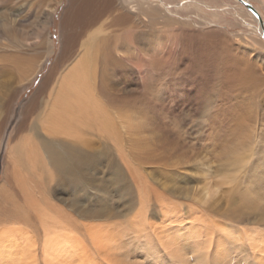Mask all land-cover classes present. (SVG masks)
<instances>
[{
  "label": "rangeland",
  "instance_id": "obj_1",
  "mask_svg": "<svg viewBox=\"0 0 264 264\" xmlns=\"http://www.w3.org/2000/svg\"><path fill=\"white\" fill-rule=\"evenodd\" d=\"M179 1L185 2L164 0L162 7H158L169 18L167 23L162 20L148 23L149 19L144 23V18L139 15L142 25L139 21L128 23L122 32L121 28L112 26L111 19L120 13L115 11L111 16H103L92 28L79 29L78 23L73 24L77 28V31H73L78 35L80 31L82 36L67 54L68 60L54 68L48 87L52 88L57 79L78 61L79 44L84 43L82 39L88 38L99 23L102 44L98 46L102 48L94 52L95 112L98 121L93 123L98 128L82 126L80 133L85 136L77 135L82 138L79 140L81 143L75 138L64 139L58 141L59 146L55 148L70 143L79 149H86L84 145L89 144L88 152L102 159H98L99 165L92 171V178L95 180L97 176L100 188L108 186L104 192L101 189L95 191V183L93 189L84 188V192L94 199V206L100 208L102 203L107 205L106 217L109 218L106 221L102 217L98 223L109 221L112 226L126 221L122 227L125 234L128 233L129 240L123 248H115L114 254L121 264H264V39L256 31V25L248 13L242 12L239 2L187 0L190 3L177 11L168 6ZM55 2L45 0L49 9ZM259 2L255 0L253 5L262 9L264 16V5ZM69 3L70 0H60L54 8L44 40L47 41L39 55L37 51L36 56L32 53L27 55L29 58L32 54L29 60L33 61L34 67L37 65L32 79L23 80L18 66H14L17 65L14 56L19 48L18 42L5 41L0 36V198L3 199L0 200V222L6 228H9L12 220L8 223L1 215L8 213L10 216L16 211L15 194L20 197L22 192L26 197L27 193H32L34 196L28 200L40 207L49 206V214L56 217L69 214V211L56 210L51 204L64 206L65 202L68 205L72 199L81 198H78V191L63 189L61 183L54 186L56 183L52 182V178L55 174L50 170L45 153L39 151L38 155L42 157L40 155V161L35 163L39 167L33 166L32 154L39 150L40 142L32 140L29 134L28 145L25 137L21 136L27 132L25 129L30 121L38 126L45 109L51 108V98L43 92L41 97L44 94L45 97L43 100L39 98L40 103L37 102V109L30 117V105L33 104L30 99H34L36 90L52 67L59 64L56 59L61 54L60 22ZM37 8V3H34L29 19L31 22ZM144 27V32L151 33L149 40L156 42V49L143 37H136L137 31H142ZM32 29L36 30L34 24ZM66 32L70 30L66 28ZM121 38L130 44L132 51L129 54L119 49ZM107 48L113 61L104 64L103 55L105 52L107 54ZM102 74L106 76L105 84ZM127 115L131 118L130 124L137 123L135 116L140 117L139 123L136 128L130 127L126 138L116 141L122 136L113 117L120 120ZM103 120L110 121V127L102 124ZM37 131L40 132L39 127ZM107 132H112V137ZM89 134H93L92 137ZM103 136L107 138L103 143L111 148L101 152ZM17 139L20 143L13 145L18 142ZM118 142L122 144L120 149L116 146ZM9 148H15L12 158L8 154ZM23 150H30V166L38 173L35 176L42 173L37 170L44 169L46 176L50 170L48 177L43 175V179H38L27 172L29 155ZM247 151L250 156L245 159L240 172H236L233 169L234 161L247 155ZM105 161L109 168L105 166ZM17 166L22 172L23 188H17V182L13 179ZM112 169L113 175L119 170L124 174L126 187L123 191L128 192L130 204H127L126 194L107 182V178L112 176ZM203 174H208L209 179L219 185L207 198L201 195ZM31 178L35 181H30L33 180ZM40 180L44 183L39 184ZM45 186L47 191L44 190ZM19 197V204L22 205ZM144 198L148 204L145 208L146 220L144 211L138 215L141 212L140 201ZM75 206L82 207L77 203ZM130 208L131 211L127 212ZM13 222L16 224V221ZM17 225L34 239L41 240L39 231L42 229L37 227V223L35 227L33 224L35 234L23 223ZM81 231V235L85 234V231ZM107 231L113 243L114 231L112 228ZM18 234L20 232H16ZM81 235L77 236L80 245L75 252L66 256L70 261L63 260V264L88 263L86 258L83 262V258L77 260V256L80 259L83 254ZM86 239L88 242L87 236ZM96 250L93 248V251ZM218 250L224 253L227 260H217L220 258L217 257ZM1 251L3 253L4 248ZM37 254L41 256L40 248L36 250V256L40 258ZM98 259L99 255L94 254L93 263L102 264ZM104 262L107 261L104 259Z\"/></svg>",
  "mask_w": 264,
  "mask_h": 264
},
{
  "label": "bare ground",
  "instance_id": "obj_2",
  "mask_svg": "<svg viewBox=\"0 0 264 264\" xmlns=\"http://www.w3.org/2000/svg\"><path fill=\"white\" fill-rule=\"evenodd\" d=\"M150 1L151 2H149V0H134V1H131V0H122V1L121 0H85V2H84V0H70V3L67 6V8L65 9L64 14H62L63 16H62V20L60 22L61 30H62L61 35H60V37H61V40H60L61 54L57 55V59H56V62H58L59 64L52 67L50 74L46 77V79L43 82H41L39 88L36 90V93L34 94V99H32V100L30 99V103L31 102L33 103L30 105V109H31L30 117L34 115V113L37 109V102L40 103L39 98H42V100H43V98L45 97V94H47V95L49 94V99L51 98V108L45 109V112H44L45 114L42 118V121L40 122V124L38 126L32 125L33 122L30 121V124L28 125V127L27 128L25 127L26 128L25 131H27V132L24 135H21L22 137H25L27 143L29 141L28 139L30 138V135H31L32 140H37L38 142H40V143H38L39 150L35 149L36 151H34L32 154L34 156V159L32 162V164H34L33 166L39 167V164L38 165L35 164L36 161H40L39 158L42 157L41 154H40L41 157H40V155H38L39 151L42 153H45L46 157L49 160V166L51 168L50 170L53 171V174H55V176L58 175V178H60L61 183H64L67 181L70 182L71 180H73L75 178V175L82 176L85 178L87 177L90 179V175H94V173L91 171L92 173L89 175V173L86 171V167H85L84 163L87 162L88 160L90 162L96 161L94 158L95 156L88 155L84 151L81 153L80 152V151H82L81 149L77 153V151H74V150H76V147L72 146V145H67V143H66V145L62 144V145H60L59 148H57L59 146L58 141H63L64 139L72 140L73 138H75L78 142L81 143V141H79V140H81L82 138L80 136L78 137L77 135L80 133V130L83 129V128L80 129V127H82V126L85 128L87 127L88 129L89 128L91 129L90 125L92 127L94 126V128H98V126H96L93 123L96 120L98 121V117H97L96 112H95V108L97 105V103H96L97 99L95 100L96 88L94 87V85H95L94 84V78H95L94 74H95L96 59L94 58V52H96V50H98V52H99L102 48V46H101V48L98 46V44L101 43L100 38H99V33L101 31L98 28L99 23L97 24V29L96 30L94 29L91 33H89L88 38L84 37L82 39L84 43L79 44V51L77 52L78 61L68 70V72L66 74H64L61 78L57 79L56 83L54 84V86L52 88H50V86L48 87L50 80H52V74L54 72V68L59 66L61 64V62H63L64 60H68L69 57L67 56V54L70 53L72 51V49H74L73 48L74 44L79 43L77 41L82 36V33L80 31H79L80 35H78V33H75L73 31V29H75V30L77 29L73 24L78 23L77 26L79 25V27H78L79 29H84L85 27L89 28V26H90V28H92L95 23H97L98 21L99 22L101 21V18L103 16H104V18L106 15L111 16L115 11H120V13H119V15L113 17V19H111L112 21L111 20L110 21L113 23L112 24L113 27L118 28V29L121 28L122 32L127 28L126 25H128V23L138 22L140 19V18L138 19L139 15L140 16L142 15V17L144 18L143 20L140 19L144 23L148 19H149L148 23H150V21L154 22L155 20H162L166 23L169 22L170 21L169 18H166L158 8V7H162V3L164 2V0H150ZM184 1L185 2H182V3L179 1V3H176L175 5L169 4L168 6L170 7V9H174L173 11H177L181 7L183 9V7L187 6L188 3H190L187 0H184ZM233 1H235L236 3L239 2L238 0H233ZM243 1H246L249 4H250V2H252V0H243ZM59 2H60V0H56L55 4L52 5V7L50 8L51 10H50L49 7L47 6V4H45V0H0V36L3 37V39L5 41L16 40L18 42L19 48L15 52L16 56H14L15 57L14 59L17 62L14 60H12V61H14V63L15 62L17 63V65H14V66H16V67L18 66L17 69H19V72L21 73L20 77L23 80L24 79L25 80L32 79L33 74H35V72L37 71V68H36L37 65L34 67L33 61L30 62L29 58L31 57L32 54L34 55L36 51L38 52L37 56L39 55L40 50L42 51L44 44L47 41V40L46 41H44V40H45V37L47 35V29L49 28V25H50L51 15L54 11V8L57 7ZM83 2H84V6H82ZM186 2H187V4H185ZM34 3H37L38 8H37V11L34 15L33 21L31 22L29 19L31 17L32 8L34 6ZM160 4H161V6H160ZM191 4H192V2H191ZM262 5H264V2H262ZM125 6L127 8H125ZM46 7H47V9H46ZM147 7H148V9H147ZM242 7H244V8H242ZM242 7L240 8L242 10V12L243 13L247 12L249 17L252 19L253 23H255L256 31L260 34V36H264V19H263L264 16H263V13L261 12V10L256 8V7L254 8L252 6L256 10L258 16L260 17V20L263 22V25L260 24V21L258 20V18L254 14H252V12H250L244 5H242ZM189 8H191V7L189 6ZM20 9H23V11ZM126 9H127V12H126ZM214 9H216V11L219 10L217 8H214ZM185 10H186V8H185ZM140 11H141V14H140ZM69 17H71V19ZM140 22L141 21H139V23ZM33 24L36 26L35 31H33V29H32ZM114 24H116V25H114ZM135 24L138 25L137 23H135ZM132 27H133V24H132ZM146 27H148V26H146ZM146 27H144L143 30L141 29L142 31H137L138 32L137 34L135 32L136 37H140V36L143 37L144 39H146L148 41L150 46H153L152 48L156 49V47H157L156 42L152 39L149 40L151 33L144 32V29ZM66 28H68V30H70V32H66ZM122 35L123 34H121V36ZM124 39L125 38L120 39L119 49L121 50V52H127L128 51L126 54H129V52L132 51V48H131L130 44L125 41L126 39L125 40ZM30 40H33V42ZM143 42H145V40ZM108 44H110V42ZM24 49H25V51H24ZM106 50H108V48ZM140 50H142V49H140ZM0 51H1V49H0ZM109 52H110V50H108L107 54L105 52L103 55L104 64L108 63V61H111V62L113 61V58L111 57ZM142 52H144V51H142ZM30 53H32V54L28 58L27 55H29ZM50 53H51V50L48 51V54H50ZM5 55H7V53ZM9 55H10V53H9ZM34 56H36V54ZM10 57H11V55H10ZM6 58H7V56H6ZM25 58H26L27 62L25 61ZM35 60H36V58H35ZM115 63H116V65H118L117 61ZM104 64H102V65H104ZM14 70H15V68H14ZM18 75H20V74L18 73ZM101 78H102V82H104V84H105L106 83L105 82L106 76L104 74H102ZM104 90H105V88H104ZM107 90H108V88H107ZM99 91H101V89ZM43 92L45 94L43 97H41ZM138 118H140V117L139 116L134 117V119L137 123H139ZM113 119L118 123L117 126H119L118 128H119L121 136H122V137H119L118 134L117 135L113 134V135H116L120 138V139L116 138L117 139V140L115 139L116 141H119L122 138L123 139L126 138L127 134L130 133L129 132L130 127H135V128L137 127V123L136 124H130L129 123V121L131 119L129 115H127L126 117H124L120 120H117L114 117H113ZM115 121H114V123H115ZM114 123H112L113 127H114ZM102 124H105L107 127V126L111 125V122L110 121H107V122L104 121V123L102 122ZM22 125H23V123H22ZM38 127L40 129L39 133L37 131ZM100 128L105 129L102 127H100ZM18 131H19V129L17 130V132ZM107 133H110V135L112 137V132H107ZM82 134H84V133H80L81 136H82ZM28 135H29V138L27 139ZM43 135L46 138L43 137ZM21 136H18V137H21ZM47 136H48V138H47ZM62 136L64 138H62ZM105 137L106 136L102 137V142H103V140L107 139ZM17 141H18V139H17ZM19 141L13 145H18L20 143ZM120 143L121 142H118V144H116V146L119 149L122 145ZM28 145H29V143H28ZM35 146L36 145H34V147ZM55 146H57V147L55 148ZM28 147H30V146H28ZM244 150H246V149H244ZM13 151H15V148H9V150H8L9 157H11V156L13 157V155H12ZM119 151H121V150H119ZM23 152H27V155H29L28 156L29 158L27 160V162H28L27 165L29 167L28 168L29 170H27V172H31L32 177H36V178L38 177V179L39 178L41 179V177H42V179H43V175L46 176L44 174V169H40V171L37 170L38 172H42V173H40L39 176H35L38 173L36 172V169L33 170L34 168H31V166H30L31 165L30 150H27V151L23 150ZM245 152L246 151H244V153ZM246 154L247 155L238 157L239 160L234 161L233 169L236 172H240L241 167L243 166L244 163H246L245 159L250 156V153L248 151ZM86 155H88L89 157H87ZM43 160H45V159H43ZM43 160L41 161L42 165L44 164ZM112 162H113V160H112ZM112 162L110 161V164ZM97 163H99V161H97ZM42 165L40 164V168ZM45 166H46V164H45ZM92 166H93V163L91 164V167ZM113 167H114V164H113ZM30 169H32L33 171H31ZM50 170L47 171L48 174L46 177L49 176ZM113 170L114 169H112V176H109L107 178V182L109 183V185L113 186V188H115L119 192L124 193L125 191H123V190L126 187L125 186L126 184H124V182H123L125 180L124 174H121V172L119 170L116 174L113 175ZM14 171H15L14 173L17 172V174H18V175L17 174L13 175V177H14L13 179L15 180V182H17L16 183L17 188H21V187L23 188V176H22V172L20 171V168L18 167V170L17 171L14 170ZM76 171H77V173H76ZM122 172H124V171H122ZM204 172L205 171L203 170L202 173H204ZM109 173H110V171H109ZM31 179H33V178H31ZM55 179H56V177H55ZM60 180H57V181H60ZM202 180H204V181H203V189H202L201 195H202V198H207L208 195L212 193L213 189L219 185H218V183L216 184L215 182H212L209 179L208 174H203ZM30 181L34 182L35 179L30 180ZM77 182L78 183L76 184V187L74 185V186H70V188L69 187L68 188L72 191L74 189V191H76V193L78 191V193H79L78 198H79V197L85 196L87 194V192L86 193L84 192L85 191L84 187L81 188L83 183L81 185L80 180H77ZM38 183L40 184V183H42V181L40 180V182H38ZM38 183H34V184L37 185ZM43 183H44V181H43ZM42 184L39 187H41ZM107 186H108V184L106 185V187ZM93 187H94V185H91V189H93ZM106 187L104 185L103 187L100 188V186H98V182H97V184L95 185V191H100V189H101V190H103L102 192H104ZM44 190L47 191L46 186L44 187ZM21 193L22 192H20V195H21L20 197H19V194H18V196L15 194V196L17 197L16 204L18 206V208L15 209L16 211L13 212L12 215L10 214V216H8V213L1 215L5 219H7L8 223L10 222V219H11L12 224L10 223L9 228L8 227L6 228L5 227L6 225L2 224L1 223L2 221L0 220L1 221L0 222V227H1V229H0V264H63V260H65V261L69 260L68 259L69 257H66V256H68L69 253L75 252L76 251L75 248H78V246L80 245L79 243H81V242H79L77 236L81 235L80 234V233H82L81 230L85 231L84 233L88 237V243L91 245L92 248H83V254L84 255L81 254L82 257L80 259L77 256L78 261H80L83 258L82 259V262H83V261H85V258H86L88 263H85V264H94L92 261L93 255L98 254V252H99L100 259H98V260H100L102 262V264L103 263L104 264H112V263L113 264H121L119 262L118 258H116V259L114 258V254L116 253L115 248H123L124 247V243L122 240V237L124 236V231H123L122 226L124 225V223L126 221L123 224L119 223L120 225L116 224V225L111 226V228L114 231V233H113V240L114 241H113V243H111L109 238H108V237H110V233L108 234V231H106V230L103 231V229L100 226H92V225L84 226V225H81V224H79L80 222L78 220H76L73 217V215H70V214H64L60 217H56L54 215H51V214H49V211H50L49 206H46V208L40 207V205H37L34 202H30L28 200V198H32L34 196L32 193H30V192L27 193V194H31V195L27 196V194H26V197H24ZM124 194H126L125 196L128 197L127 198L128 204H130L131 201L129 202L130 199L128 196V192H126ZM18 197H19V199H21L23 201L22 205L19 204ZM84 198L86 199V196ZM0 200L3 201L2 198H0ZM89 200L91 201V199H89ZM75 202L77 204H79L78 200H75ZM13 204H15V203H13ZM140 204H142L141 209H140L141 212L138 213V215L141 214L142 211H144L143 213L145 215V208L148 205L147 201H145V198L142 201H140ZM87 206H85V207H87ZM54 207L56 210L58 209V207H56L55 205H54ZM40 208H41V211L39 210ZM71 208L73 209V208H75V206L71 207ZM77 208H78V214L81 215L82 211L86 213V211L83 210V206L82 207L77 206ZM77 208H75V210ZM63 210H64V208H63ZM130 211H131V208H130V210L127 209V212H130ZM31 212H33L32 216H30ZM106 213H108V211L104 208V209L93 210L92 212L87 211L86 214H88L90 216V218L100 219ZM146 216L147 215H145V218H144L145 220H146ZM118 217H122V216L118 215ZM141 217L143 218L144 216H141ZM13 221H16V224ZM118 221H119V219H118ZM19 223H23L24 225L28 226L32 230H33V224L35 227V224L37 223V227H41V229H42L41 231H39L41 240H37L36 238L34 239V236H31L30 234L27 233V231H24L22 228L18 227L17 224H19ZM127 223H128V221H127ZM105 224H107V223H105ZM129 224L127 226H130ZM10 225H11V227H10ZM101 226H103V225H101ZM16 232H20V234L16 235ZM33 233L35 234V230H33ZM107 234H108V236H107ZM77 241L79 243H77ZM4 243H8V244L4 245ZM99 246H101V248H95L97 250L93 251L94 247H99ZM3 248H4V252L2 253L1 250ZM25 248H26V250H25ZM37 248H40L41 256H39L37 254L40 258H38L36 256ZM220 248H222V247H220ZM90 250H92L93 254L90 253L91 252ZM38 251H37V253H38ZM91 255H92V258H91ZM218 256H220V258H217V260L218 259L227 260V257H225L224 253L220 250L217 251V257ZM70 259H72L71 256H70ZM75 259L76 258H73V260H75ZM104 259L107 262H104Z\"/></svg>",
  "mask_w": 264,
  "mask_h": 264
},
{
  "label": "crops",
  "instance_id": "obj_3",
  "mask_svg": "<svg viewBox=\"0 0 264 264\" xmlns=\"http://www.w3.org/2000/svg\"><path fill=\"white\" fill-rule=\"evenodd\" d=\"M260 0H258V2H259ZM255 2V0H252V2H250V4L255 8V6L253 5V3ZM261 2H263L262 0H261ZM261 2H259V3H261ZM261 10V12H262V9H260ZM89 135H91V134H89ZM93 135V134H92ZM92 135L90 136V137H92ZM85 136V134L83 135V137ZM87 136V135H86ZM96 136V135H95ZM99 138V137H98ZM102 143V148H101V152H103V150H106L107 148H111V147H109V145H106V144H104L103 142H101ZM68 145H70V143H67ZM72 146H75L76 147V145H73V144H71ZM84 145V144H83ZM84 146H86V149H81L82 151H80L81 153L84 151V152H86V154H88V155H93V156H96L94 153H92V152H88V150H87V147L89 146V144L88 145H84ZM80 149L79 148H77L76 147V150H74V151H79ZM91 153V154H90ZM88 155H86L87 157H89ZM95 158V162H90L89 160L87 161V162H85L84 164H85V167H86V171L89 173V175L92 173L91 171H93V170H95V167L96 166H98L99 164L97 163V159H99V160H102V159H100L99 158V155H97V157H94ZM108 159V158H107ZM92 163H94L95 165L94 166H92L91 167V164ZM104 163V162H103ZM105 166L108 168V165H107V162L105 161ZM103 164V165H104ZM90 166V167H89ZM89 169V170H88ZM76 173H77V171H76ZM55 177H56V179H55ZM93 175H90V179L89 178H85V177H82V176H77V175H75V178L73 179V180H71L70 182L69 181H67V182H64V183H61V180H60V178H58V175H56V176H54L53 178H52V182H55L56 184L54 185V186H56L57 185V183H61V186H63V189H69L70 188V186H74L75 185V187H76V184L78 183L77 182V180H80L81 181V185H82V183H83V185L81 186V188H85L86 190H87V188H90L91 189V185H94L95 183L97 184V182H98V178H97V176L95 177V180L93 181ZM57 180H60V181H57ZM50 181V180H49ZM97 181V182H96ZM95 184V185H96ZM69 187V188H68ZM89 195L87 194L86 195V199L83 197H81L82 198V202H80L79 203V201L80 200H78V203L80 204V206L82 205L83 206V210H85L86 211V213H87V211H93V210H97V209H106V210H108V208H107V205L105 204V203H102L101 204V206H100V208L99 207H96V206H94L92 203H94V199L92 198L91 199V201L89 200L90 199V197H88ZM80 198V197H79ZM109 203V202H108ZM61 204V203H60ZM128 204V203H127ZM51 205H53L54 206V204H51ZM76 205V202H75V200H73L72 199V201L67 205V202H65V205L64 206H57V205H55L56 207H60L59 209H62L63 210V208H64V210L66 211V212H68L70 215H73V217L76 219V220H78L80 223H82L83 225H92V226H100L102 229H103V231H107V229H111V226H109V224H110V222L108 223V222H106L107 224H105V223H97L98 222V220H100V219H94V218H90V216L88 215V214H86L85 212H83L82 211V213H81V215L80 214H78V208H77V206H75ZM88 205V206H87ZM52 206V207H53ZM71 206H75V208H77L76 210H75V208H71ZM85 206H87V207H85ZM68 210V211H67ZM73 212V213H72ZM85 214V215H84ZM106 215H108V213H106L104 216H103V218H105L106 219V221L108 220V217H106ZM88 219V220H87ZM92 221H90V220ZM94 220V221H93ZM97 220V221H96ZM84 221V222H83ZM128 222H129V219H128ZM93 223V224H92ZM101 225H103V226H101ZM106 225V226H105ZM129 230V229H128ZM127 234L128 233H126L125 234V232H124V236L122 237V240H123V243H125V242H127V240H129L128 238H129V236H127ZM125 237H126V240H125ZM82 242H83V247H81V248H92L91 247V245L87 242V239H86V235L85 234H83L82 235ZM8 243H4V245H7ZM94 248H101V246H99V247H94ZM97 255H99V252H98V254ZM99 259H100V256H99Z\"/></svg>",
  "mask_w": 264,
  "mask_h": 264
},
{
  "label": "water",
  "instance_id": "obj_4",
  "mask_svg": "<svg viewBox=\"0 0 264 264\" xmlns=\"http://www.w3.org/2000/svg\"><path fill=\"white\" fill-rule=\"evenodd\" d=\"M242 5H244L250 12H252V14H254L258 20L260 21V24L263 25V22L260 20V17L258 16L256 10L249 4L247 3L246 1H243V0H238ZM263 39H264V36H262Z\"/></svg>",
  "mask_w": 264,
  "mask_h": 264
}]
</instances>
